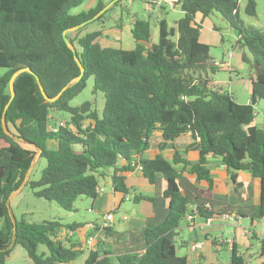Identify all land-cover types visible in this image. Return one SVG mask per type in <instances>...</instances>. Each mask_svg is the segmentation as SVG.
<instances>
[{"label":"trees","instance_id":"16d2710c","mask_svg":"<svg viewBox=\"0 0 264 264\" xmlns=\"http://www.w3.org/2000/svg\"><path fill=\"white\" fill-rule=\"evenodd\" d=\"M86 1L0 0V68L4 70L0 75V264H6L17 245L25 249L32 264H73L82 253L66 247L59 236L62 229L72 232L75 226H65L59 220L30 223L16 218V243L4 251L14 230L6 202L21 186L38 150L46 167L37 181L30 177L27 185L35 197L56 203L68 213H76L77 200L96 199L101 180L110 170H114V190L124 195L129 189L126 177L118 176L119 172H132L141 166L140 172L150 184H156L158 176L167 182L166 216L146 222L138 240L143 243L141 248L117 256L107 251L101 256L90 250L83 264H189L187 256L177 255L175 246V231L187 215L205 221L216 215H247L236 209L215 213L201 196L187 195L180 185L187 167L196 181L209 187L213 185L206 166L210 156L222 159L234 183L238 173L251 174L260 186V201L249 217L251 222L264 218V129L254 123V106L264 100V33L239 20V0H182L183 18L176 22L175 30L160 20L156 45H150V22L133 17L131 33L136 46L129 51L99 46L102 31L83 35L86 25L66 34L85 69L83 78L72 83L81 69L64 42L63 32L92 19L111 0H96L93 8L70 14ZM122 1L93 22L102 21L117 6L127 11ZM246 12L256 15L253 0H249ZM213 13L221 14L234 27L239 45L252 58L255 80L249 105L236 103L232 95L212 87L208 78V71L214 73L216 66L212 65L210 46L200 42L202 26L197 18L203 20ZM21 69L30 71L15 79V97L6 110L12 98L10 80ZM90 77L94 93L104 96L100 113L91 102L70 105ZM66 86L54 103L46 101L41 92L43 88L53 99ZM56 112L69 114L70 120L54 117ZM3 118L9 131L27 144L7 136ZM156 132L162 138L160 150L182 135L191 136L192 143L185 150H175L174 164H184V171H177L162 156L142 158ZM190 151H199L196 163L181 159V154ZM120 161L125 165L118 167ZM95 230L112 233L110 228L100 230V226ZM250 238L258 241L255 235ZM39 245L45 246L47 253L39 255ZM230 252V264H246L235 244ZM260 255H264V239Z\"/></svg>","mask_w":264,"mask_h":264},{"label":"rangeland","instance_id":"374dc122","mask_svg":"<svg viewBox=\"0 0 264 264\" xmlns=\"http://www.w3.org/2000/svg\"><path fill=\"white\" fill-rule=\"evenodd\" d=\"M105 1L108 2L110 0ZM174 1L176 2L168 3L166 0H123L122 5L127 7V11H122L121 6L114 7L106 14L102 21L88 24L82 34L85 35L86 33L94 31H102L103 35L97 41L99 46L127 51L133 50L135 49L136 42L131 33L132 26L127 19V13L132 12L135 17L150 22V45H156L159 40L158 22L164 19L168 27L175 30L176 22L183 18L184 14L180 4L182 0ZM253 1L256 4V15L251 16L246 12L249 0H239L238 18L246 27L264 33V0ZM95 4L96 0H87L81 6L72 9L70 14L77 15L93 8ZM197 21L198 23L202 21L200 42L210 46L212 65L216 66V71L214 73L210 70L208 71V78L212 87L220 89L222 93L232 95L236 103L240 105L251 104V86L252 81L255 80V71L252 68V58L250 54L246 49L241 48L238 43L239 37L236 30L219 13H213L203 20L198 17ZM173 40H177V35ZM243 56L246 57L245 61L242 59ZM3 73L4 70L0 68V75ZM85 102L93 103L99 113L102 111L104 96L100 92L94 93V82L92 77L87 79L85 89L71 101L70 105L72 107H77ZM254 110L255 125L264 129V100L258 101L254 106ZM55 115L62 121L70 120V116L67 113L56 112ZM38 159L31 170L30 177L32 181H37L46 167V160L43 158ZM88 204V199H79L75 203L76 213H68L61 209L56 203L35 197L33 190L26 185L11 200L10 207L17 220L25 219L30 223L59 220L65 226H71L73 223L86 226V224L90 222H95V215L88 212ZM259 228L261 229V227ZM226 231L227 230L222 232L224 239H228ZM90 233H92V236L95 235L93 230H90ZM88 235L89 234L84 238L85 245H88ZM198 235L200 239L203 240V236L200 235V232H198ZM194 239L195 235L191 237L189 234H181L180 240H175L177 255L180 257L187 256L189 264H198L196 258L202 253L204 256L200 264H209V261H219L220 264H228L230 255L227 249L221 250L219 253H216V255L215 250L213 251L212 247L209 245L208 248L205 250L203 249L202 252L190 253V242ZM62 241L66 247L70 248L65 240ZM181 241H184L187 246L182 247ZM251 243L253 247L241 249L240 254L243 256L246 264H263L264 259H262L260 255L259 242L251 241ZM37 252L39 255L47 253V248L39 245ZM86 257L87 253L79 255L73 264H82ZM6 264H32V262L25 249L17 245L14 247L9 257H7Z\"/></svg>","mask_w":264,"mask_h":264},{"label":"crops","instance_id":"0c3cea01","mask_svg":"<svg viewBox=\"0 0 264 264\" xmlns=\"http://www.w3.org/2000/svg\"><path fill=\"white\" fill-rule=\"evenodd\" d=\"M133 17L136 18L132 12L127 13V19L131 26H133ZM54 117L57 116L54 115ZM161 143V134L160 132H156L152 136L150 146L142 158L154 159L157 156H162L165 160L172 163L177 171H184V164H174L175 150L180 152L185 150L192 143L191 136L189 134L182 135L175 141L169 142L163 150L159 149ZM199 157V151L181 154V159H186L190 163H196ZM123 165H125V162L120 161L117 166L121 167ZM206 166L213 180L212 187H209L205 182L196 181V176L189 174V168L187 167V171L182 173L180 179V185L186 190L187 195L196 194L201 196L205 201L207 200V205L213 207L215 213H224L228 209H236L247 215V217L241 218L238 216L241 221V228H235L234 224L227 220L228 215L225 214L222 216L216 215L212 219V222L205 221L195 215L192 220H184L181 223L175 231V240H180L181 234H189L191 237L195 235V239L191 240L190 246L194 242H203L205 244L204 250L210 245L212 250H215V254L227 249L229 255H231V247L235 244L240 254L241 249L253 247L251 238L243 236L242 228L254 226V235L258 238L261 250V241L264 239V230L261 229H264V224H261L259 221L251 222L249 217L260 201V186L258 181L251 174L240 172L237 175V182L234 183L231 180L226 165L219 157H208ZM113 174L114 170H110L104 179L101 180L99 192L95 200L86 198L89 200L88 212L95 215V222H90L86 226L73 223L71 226H75L74 231L72 230L71 232L68 228H65L59 232V236L64 238L70 247L82 251L81 254L87 253L88 256L89 251L93 250L97 251L101 256H103L105 251L112 256H117L138 250L143 246V243L138 240L146 222L157 221L166 216L168 200L164 199V191L167 188V182L162 176L157 177L156 184H150L144 179L143 174L138 168L128 173L119 172L118 176L126 177V184L129 189V193L124 195L114 190ZM139 196H143L145 199H141ZM107 214H112L114 221L109 227L112 233L104 235L105 231H96L95 229L101 225L103 217ZM1 226L2 224H0ZM90 230L95 232L94 236H92ZM225 230H227L228 239L223 238L222 232ZM198 232L203 236V240L200 239ZM260 233H263L262 238H260ZM87 234H89L87 239H94L93 244L89 246L84 244V238L87 237ZM213 242H215V245ZM181 246L187 245L184 241H181ZM203 256L202 253L196 258L198 264H200ZM262 259H264V255ZM209 264L220 263L219 261H209ZM228 264H230V260Z\"/></svg>","mask_w":264,"mask_h":264},{"label":"water","instance_id":"95a60500","mask_svg":"<svg viewBox=\"0 0 264 264\" xmlns=\"http://www.w3.org/2000/svg\"><path fill=\"white\" fill-rule=\"evenodd\" d=\"M118 1H120V0H112L109 4H107V5H106V6H105V7H104V8H103V9H102V10H101V11H100L95 17H93L92 19H90V20H88V21H86V22H84V23H81V24H79L78 26L73 27V28H71V29L66 30L65 32H63V39H64V42L66 43L67 47L70 48V49L72 50L73 55H74V59H75L76 63L78 64V66H79L80 69H81V75H80L78 78H76L72 83L79 82V81L83 78L84 73H85V69H84V67L81 65V63L79 62V59H78V57H77V55H76V51L74 50L72 44H71V43L69 42V40L66 38V34H67V32H76V31H78L79 29L84 28L86 25L92 23L93 21H95L96 19H98L100 16H102V15H103V14H104V13L110 8V7H112V6H113L115 3H117ZM26 71H30V70H29V69H21L20 71L16 72V73L12 76V78H11V80H10V89H11V93H12V98H11L10 102L8 103V105H7V107H6V110L9 108L11 102L13 101V99H14V97H15V91H14V81H15V79H16L20 74H22V73H24V72H26ZM206 85H207V82H205V86H206ZM67 88H68V86L64 87V88L58 93V95H57L56 97H54L53 99H50V98L45 94V92L43 91V88H41V92H42V95H43V97L45 98L46 101H48V102H50V103H54L55 101H57V100L61 97V95L63 94V92H64ZM6 110H5V111H6ZM2 124H3V130H4V132L7 134L8 137L13 138V139L16 140V141H19V142H22V143H26V144H27V141H26V140H24V139H20V138L14 136V135L9 131V129H8V127H7V124H6V120H5V118H3V120H2ZM40 153H41V150H38L36 156H35L34 159L32 160L31 166H30L29 170L27 171L26 176H25V179H24V181L22 182L21 186L18 188L17 191H15L14 193H12V194L9 196V198H8V200H7V202H6V205H7V208H8L9 215H10V217H11V219H12V222H13V225H14V230H13L12 242H11V244H10L6 249H4V251H8V250L12 249V248L14 247L15 243H16V232H17V228H16V219H15V217H14V215H13V212H12V210H11V207H10L11 200L15 197V195H17V194H18V193H19V192H20V191H21V190L27 185V183H28V181H29V178H30L31 170H32L33 167L35 166L36 161H37L38 157L40 156ZM2 175H3V172H0V178H1Z\"/></svg>","mask_w":264,"mask_h":264},{"label":"built area","instance_id":"2783aa9c","mask_svg":"<svg viewBox=\"0 0 264 264\" xmlns=\"http://www.w3.org/2000/svg\"><path fill=\"white\" fill-rule=\"evenodd\" d=\"M128 1H134V0H128ZM166 2L170 3H175L176 1L174 0H166ZM60 126H63V124H60ZM138 170L140 171L142 168L141 166L137 167ZM194 216L187 215L186 220L190 221L192 220ZM227 220L231 221L234 225L235 228H241V221L240 218L236 215H228ZM113 215L112 214H107L103 217L101 225H100V230H104L106 228H109L113 224ZM209 222H212V219L209 220ZM261 224H264V218L259 221ZM242 234L244 237H252L255 234L254 231V226L248 227V228H242ZM260 238L263 237V233H260ZM94 242V239L91 238L88 241V245H92ZM205 244L203 242H194L190 246V251L191 252H198L201 251L204 248Z\"/></svg>","mask_w":264,"mask_h":264}]
</instances>
